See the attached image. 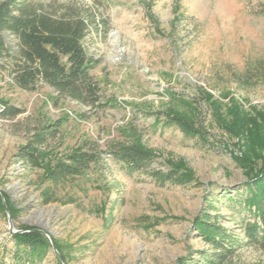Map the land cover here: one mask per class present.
<instances>
[{"label": "rangeland", "instance_id": "1", "mask_svg": "<svg viewBox=\"0 0 264 264\" xmlns=\"http://www.w3.org/2000/svg\"><path fill=\"white\" fill-rule=\"evenodd\" d=\"M16 1L56 18L68 17L70 9L94 16L83 46L95 61L90 74L104 106L91 109L44 83L22 90L13 82L14 61L2 59L0 113L18 110L0 115V195L20 211L12 217L14 230L30 226L50 234L67 264H205L202 255L214 250L197 225L208 215L234 244L222 264H264V251L244 233L254 221L244 204L249 176L235 160L244 141L225 123L238 104L248 114L264 113L258 77L264 0ZM6 39L17 43L10 34ZM170 115L200 134H186ZM54 123L61 127L47 144L55 148L53 163L86 141L105 151L109 142L137 138L155 158L147 170L130 173L103 153L83 175L52 186L42 168L19 154ZM173 168L189 172V181L153 176ZM48 189L53 200L45 204ZM13 234L8 216L0 214V264H14ZM36 264H56L53 249Z\"/></svg>", "mask_w": 264, "mask_h": 264}, {"label": "trees", "instance_id": "2", "mask_svg": "<svg viewBox=\"0 0 264 264\" xmlns=\"http://www.w3.org/2000/svg\"><path fill=\"white\" fill-rule=\"evenodd\" d=\"M70 11L72 13L68 17L56 18L32 5H20L16 0L0 2V62L6 56L12 58L13 82L22 90L34 91L40 83H44L60 96H66L91 109L102 108L101 88L90 74L95 61L88 56L83 46V40L95 23L94 16L73 9ZM7 34L16 38L15 46L7 42ZM260 65L258 77L264 83V63ZM17 113V109L6 107L0 115ZM169 119L188 135L196 137L200 134L182 117L170 115ZM225 123L228 131L244 141L245 146L242 156L235 158L249 176L245 185L249 195L244 204L249 207L254 221L245 224V237L264 251V113L255 110L254 115L248 114L238 104ZM60 127V123L47 125L35 135L32 143L20 149L19 154L32 166L42 168L52 186L83 175L91 165L102 161L103 153L122 163L130 173L147 170L155 158L153 151L137 138L133 143L109 142L105 151L101 150L97 142L86 141L53 163L50 155L55 154V148L47 144L50 139L56 138ZM189 174L173 168L169 173L154 172L153 176L163 183L168 181L182 185L189 181ZM52 194V189L45 191V204L53 200ZM19 212L7 195L5 203L0 195V214L6 216L10 213L15 219ZM211 220L206 215L197 225L214 250L212 255L205 253L202 257L205 264H222L233 256L234 244L226 229ZM21 230L22 233L11 236L14 247L9 250L14 264L40 262L52 249L49 239L30 226H21ZM54 244L63 260L68 262L61 246L57 241ZM56 264H62L57 257ZM181 264L191 263L182 261Z\"/></svg>", "mask_w": 264, "mask_h": 264}, {"label": "water", "instance_id": "3", "mask_svg": "<svg viewBox=\"0 0 264 264\" xmlns=\"http://www.w3.org/2000/svg\"><path fill=\"white\" fill-rule=\"evenodd\" d=\"M0 194L3 196V192H2V190H0ZM3 199H4V198H3ZM4 203H5V201H4ZM7 216H8V223H9V229H10V232H11V233H22L23 231H16V230H14V228H13V218H12V215H11L10 213H7ZM45 234L48 236V238H49V240H50V242H51V245H52L53 252L55 253V255H56V257L58 258V260H59L62 264H67V263L63 260V258H62V256H61L60 252L57 250L56 245L54 244L53 238L50 236V234H48V233H45Z\"/></svg>", "mask_w": 264, "mask_h": 264}]
</instances>
